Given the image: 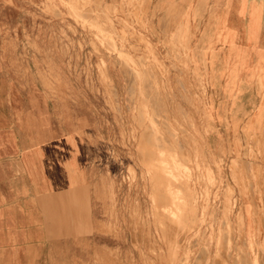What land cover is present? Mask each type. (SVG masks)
<instances>
[{"label": "rangeland", "instance_id": "1", "mask_svg": "<svg viewBox=\"0 0 264 264\" xmlns=\"http://www.w3.org/2000/svg\"><path fill=\"white\" fill-rule=\"evenodd\" d=\"M233 1L0 0V78L86 122L94 216L72 264H264V0H236L243 26Z\"/></svg>", "mask_w": 264, "mask_h": 264}, {"label": "crops", "instance_id": "2", "mask_svg": "<svg viewBox=\"0 0 264 264\" xmlns=\"http://www.w3.org/2000/svg\"><path fill=\"white\" fill-rule=\"evenodd\" d=\"M153 1L179 6L182 0ZM257 61L264 65V58ZM1 77L0 264H72L74 246L81 255L87 246L94 216L89 202L94 159L82 136L86 122L74 120L72 109L60 111L49 91ZM257 106L258 117L264 115L259 87Z\"/></svg>", "mask_w": 264, "mask_h": 264}, {"label": "bare ground", "instance_id": "3", "mask_svg": "<svg viewBox=\"0 0 264 264\" xmlns=\"http://www.w3.org/2000/svg\"><path fill=\"white\" fill-rule=\"evenodd\" d=\"M61 1V0H60ZM101 1V0H100ZM123 1V0H122ZM73 2V1H72ZM95 2H96V0H95ZM65 3V2H64ZM67 4V3H66ZM124 4V3H123ZM89 5H91V4H89ZM132 5V4H131ZM130 5V6H131ZM66 6V5H65ZM128 7H129V5H128ZM80 9V8H79ZM91 9V8H90ZM242 7H239V4H238V2L235 0V1H233L231 4H230V6H229V8H228V11L229 10H235V12H236V14L238 15V17H239V20H240V15H241V13H243V11H242ZM101 11V10H100ZM99 12V11H98ZM83 13V12H82ZM119 13V12H118ZM123 13V12H122ZM129 13V12H128ZM94 14V13H93ZM74 15V14H73ZM70 16V15H69ZM74 17V16H73ZM99 17V16H98ZM102 19V18H101ZM90 20V19H89ZM106 20V19H105ZM91 21H92V19H91ZM90 21V22H91ZM107 25V24H106ZM129 25V24H128ZM260 25V24H259ZM105 26V25H104ZM112 27V26H111ZM90 28V27H89ZM91 29H93V28H91ZM105 29V28H104ZM108 29V28H107ZM243 33V40L245 39L246 41H252L253 43L256 41V40H258L257 38V34L255 33L256 32V30H253V28H252V30H250V27L249 26H244L243 27V31H242ZM123 36V35H122ZM98 37V36H97ZM112 38V37H111ZM133 39V38H132ZM225 41H230V48L231 49H234V47H235V45H236V41H237V39H239V37H238V33L236 32V30L235 29H232V28H229L228 27V25H227V31H226V33H225ZM102 40H103V38H102ZM140 40V39H139ZM176 40H177V38H176ZM107 41V40H106ZM105 41V42H106ZM117 41V40H116ZM177 42V41H176ZM109 44V43H108ZM101 49V48H100ZM107 49V48H106ZM121 50V49H120ZM253 51H255V52H257L258 54H260L261 52L260 51H258V50H255L254 48H251L250 46L248 47V48H244V50L242 51V58L243 59H245V62L246 61H248L249 60V58H251L252 57V53H253ZM103 52V51H102ZM126 53V52H125ZM147 56V55H146ZM106 57V56H105ZM131 57V56H130ZM112 58V57H111ZM139 59V58H138ZM141 59V58H140ZM132 62H133V60H132ZM123 63V62H122ZM148 63V62H147ZM134 64H135V62H134ZM136 65V64H135ZM145 65V64H144ZM107 66V65H106ZM121 66V65H120ZM130 68V67H129ZM131 71V70H130ZM144 71V70H143ZM155 72V71H154ZM140 74V73H139ZM132 76V75H131ZM158 76V75H157ZM137 77V76H136ZM161 79V78H160ZM128 80V79H127ZM106 81V80H105ZM110 81V80H109ZM130 81V80H129ZM128 82V81H127ZM126 82V83H127ZM131 82V81H130ZM130 82H129V84H130ZM152 82V81H151ZM153 83V82H152ZM167 83V82H166ZM112 84V83H111ZM128 84V83H127ZM145 85H147V84H145ZM134 86V85H133ZM129 87V86H128ZM147 87V86H146ZM145 87V88H146ZM115 88V87H114ZM143 88V87H142ZM168 89V88H167ZM151 90V89H150ZM149 90V91H150ZM152 90H153V88H152ZM151 90V91H152ZM150 91V92H151ZM134 92V91H133ZM112 93V92H111ZM117 93V92H116ZM109 94V93H108ZM143 95V94H142ZM145 95V94H144ZM128 96V95H127ZM134 95H132V97H133ZM140 96V95H139ZM138 96V97H139ZM147 96H148V94H147ZM157 96V95H156ZM166 96V95H165ZM129 97H131V96H128V98ZM150 97V96H149ZM153 97V96H152ZM127 98V97H126ZM155 98V97H154ZM117 99V98H116ZM115 99V100H116ZM132 99V98H131ZM136 99V98H135ZM145 99V98H144ZM146 99H148V98H146ZM150 99V98H149ZM171 99V98H170ZM138 100V99H137ZM163 100H164V98H163ZM132 101V100H131ZM173 101V100H172ZM117 103H118V101H117ZM134 103H135V101H134ZM142 103H144V102H142ZM149 103H150V101H149ZM174 103V102H173ZM119 104V103H118ZM138 104H140V103H138ZM145 104V103H144ZM148 105V104H147ZM164 105H166V104H164ZM117 106V105H116ZM154 106V105H153ZM159 106V105H158ZM134 107V106H133ZM139 107H140V105H139ZM148 107V106H147ZM151 107H152V105H151ZM144 108V107H143ZM166 108H167V106H166ZM138 109V108H137ZM145 109V108H144ZM150 109H152V108H150ZM154 109V108H153ZM143 110V109H142ZM146 110V109H145ZM167 110V109H166ZM138 111V110H137ZM144 111V110H143ZM182 111V110H181ZM147 112V111H146ZM164 112V111H163ZM139 113H141V112H139ZM145 113V112H144ZM153 113H155V112H153ZM170 113V112H169ZM142 114V113H141ZM152 114V113H151ZM163 114V113H162ZM135 114L133 113V116H134ZM139 115V114H138ZM146 115H148V114H146ZM143 116V115H142ZM154 116V115H153ZM152 115H151V117H153ZM140 117V116H139ZM160 117V116H159ZM154 118V117H153ZM163 118V117H162ZM141 119V118H140ZM142 119H143V117H142ZM146 119H148V118H146ZM208 119H210V120H212V119H215V117H212V118H208ZM145 120V119H144ZM153 120V119H152ZM156 119L154 118V121H155ZM143 121V120H142ZM189 121V120H188ZM158 122V121H157ZM137 123V122H136ZM139 125V124H138ZM144 125V124H143ZM168 125V124H167ZM141 128V127H140ZM148 128V127H147ZM153 128V127H152ZM163 128V127H162ZM168 129V128H167ZM153 130V129H152ZM159 130V129H158ZM173 130V129H172ZM171 129H170V131H172ZM148 131H149V129H148ZM159 132H160V130H159ZM167 132V131H166ZM169 132V131H168ZM137 133V132H136ZM149 133V132H148ZM157 134V133H156ZM162 134V133H161ZM170 134V133H169ZM149 136H150V134H149ZM153 136V135H152ZM159 136V135H158ZM146 138V137H145ZM158 138V137H157ZM172 138V137H171ZM176 138V137H175ZM148 139V138H147ZM155 139H156V137H155ZM154 139V140H155ZM176 139H178V138H176ZM176 139H173L172 141H176ZM167 140V139H166ZM165 140V141H166ZM140 141V140H139ZM150 141V140H149ZM178 141V140H177ZM184 141H185V139H184ZM188 141V140H187ZM146 142V141H145ZM144 142V143H145ZM195 142V141H194ZM156 143V142H155ZM170 143V142H169ZM189 143H190V141H189ZM163 144V143H162ZM172 144V143H171ZM140 145V144H139ZM139 145H137V146H139ZM154 145V144H153ZM156 145H157V143H156ZM144 146V145H143ZM150 146V145H149ZM173 146V145H172ZM180 146V145H179ZM146 147V146H145ZM152 147V146H151ZM175 147V146H174ZM143 148V147H142ZM152 148H154V147H152ZM152 148H150L151 150H152ZM173 148V147H172ZM141 149V148H140ZM147 149V148H146ZM161 149V148H160ZM182 149V148H181ZM185 149V148H184ZM150 150V151H151ZM155 150V149H154ZM169 150V149H168ZM171 150V149H170ZM173 150V149H172ZM177 149H175V151H176ZM179 150V149H178ZM142 151V150H141ZM146 151H148V150H146ZM185 151V150H184ZM152 153V152H151ZM154 153H155V151H154ZM159 154V153H158ZM161 154V153H160ZM175 154V153H174ZM178 154V153H177ZM179 154H181V153H179ZM184 154V153H183ZM186 154V153H185ZM145 155H146V153H145ZM197 155V154H196ZM156 156V155H155ZM150 157V156H149ZM179 157H181V156H179ZM190 157V156H189ZM153 158V157H152ZM160 158V157H159ZM140 159V158H139ZM147 159V158H146ZM157 159V158H156ZM151 160V159H150ZM154 160V159H153ZM191 160V159H190ZM147 161V160H146ZM180 161V160H179ZM151 162V161H150ZM207 162V161H206ZM142 163V162H141ZM156 164V163H155ZM154 164V165H155ZM186 164H187V162H186ZM151 165V164H150ZM153 165V164H152ZM153 165V166H154ZM164 165V164H163ZM166 165V164H165ZM171 165V164H170ZM209 165V164H208ZM179 166V165H178ZM186 166V165H185ZM152 167V166H151ZM189 167V166H188ZM162 168V167H161ZM172 168V167H171ZM158 169H159V167H158ZM173 169V168H172ZM171 169V170H172ZM166 170V169H165ZM212 170V169H211ZM133 171V170H132ZM192 171V170H191ZM175 172V171H174ZM136 174V173H135ZM164 174V173H163ZM178 174V173H177ZM133 175V174H132ZM158 176V175H157ZM176 177V176H175ZM134 178H135V175H134ZM158 178V177H157ZM179 178V177H178ZM190 178V177H189ZM143 179V178H142ZM163 179H165V178H163ZM162 179V180H163ZM192 179V178H191ZM135 180V179H134ZM155 180V179H154ZM154 180H152V181H154ZM181 180V179H180ZM242 180V179H241ZM247 181V180H246ZM173 182H175V181H173ZM183 182V181H182ZM155 183V182H154ZM169 183V182H168ZM150 184H152V183H150ZM158 184V183H157ZM163 184V183H162ZM165 184H166V182H165ZM187 184V183H186ZM201 185H202V183H201ZM165 186V185H164ZM166 186H168V185H166ZM165 186V187H166ZM182 186V185H181ZM159 187V186H158ZM169 187V186H168ZM184 187V186H183ZM182 187V188H183ZM164 188V187H163ZM180 189V188H179ZM187 189V188H186ZM185 189V190H186ZM242 189V188H241ZM159 190H160V188H159ZM167 190H169V188L167 189ZM175 190V189H174ZM181 190V189H180ZM183 190V189H182ZM204 190V189H203ZM178 191V190H177ZM242 191V190H241ZM169 192V191H168ZM174 192H176V191H174ZM181 192V191H180ZM243 192H244V190H243ZM252 192V191H251ZM186 193H188V192H186ZM193 193V192H192ZM258 193V192H257ZM171 195H172V193H170ZM175 194V193H174ZM184 194V193H183ZM202 195V194H201ZM196 196V195H195ZM173 197V196H172ZM177 197V196H176ZM183 198H184V196H182ZM201 197H203V196H201ZM155 198V197H154ZM174 198V197H173ZM172 198V199H173ZM181 198V197H180ZM192 198V197H191ZM190 198V199H191ZM151 199V198H150ZM171 199V200H172ZM176 199V198H175ZM202 200V199H201ZM190 201H192V200H190ZM179 203V202H178ZM186 203V202H185ZM256 203V202H255ZM155 204V203H154ZM175 204H177V203H175ZM180 204V203H179ZM166 205V204H165ZM174 205V204H173ZM197 205V204H196ZM152 206V205H151ZM169 206V205H168ZM178 206V205H177ZM183 206V205H182ZM157 207V206H156ZM170 207H172V206H170ZM175 207V206H174ZM194 207H195V205H194ZM190 209H193L192 208V206H191V208ZM176 210V209H175ZM155 211H156V209H155ZM195 211V210H194ZM166 212H167V210H166ZM187 212V211H186ZM196 212H197V210H196ZM173 213H175V212H173ZM179 213V212H178ZM181 213V212H180ZM183 213H184V211H183ZM185 214V213H184ZM187 214V213H186ZM241 214V213H240ZM157 215V214H156ZM171 215V214H170ZM188 215H189V213H188ZM206 215V214H205ZM176 216V215H175ZM180 216V215H179ZM191 216V215H190ZM195 216V215H194ZM132 217V216H131ZM155 217V216H154ZM182 217V216H181ZM180 217V218H181ZM183 217H184V215H183ZM186 217V216H185ZM240 217V216H239ZM242 217V216H241ZM262 217V216H261ZM196 218H198V217H196ZM195 218V219H196ZM243 218V217H242ZM163 219V218H162ZM191 219V218H190ZM261 219V218H260ZM132 220V219H131ZM164 220V219H163ZM176 220V219H175ZM187 220V219H186ZM240 220H242V219H240ZM173 221V220H172ZM178 221V220H177ZM180 221V220H179ZM178 221V222H179ZM188 221V220H187ZM190 221V220H189ZM192 221V220H191ZM161 222V221H160ZM184 222V221H183ZM197 222V221H196ZM245 222V221H244ZM139 223H140V221H139ZM156 223V222H155ZM174 223H177V222H174ZM181 223V222H180ZM148 224V223H147ZM179 224V223H178ZM167 225H169L170 226V224H167ZM177 225V224H176ZM188 225H190V224H188ZM198 225V224H197ZM160 226H161V224H160ZM168 226V227H169ZM175 226V225H174ZM140 227V226H139ZM148 227V226H147ZM167 227V228H168ZM196 227V226H195ZM111 228V227H110ZM165 228V227H164ZM163 228V229H164ZM172 228V227H171ZM179 228V227H178ZM104 229V228H103ZM163 229H162V231H163ZM166 229V228H165ZM185 229V228H184ZM242 229V228H241ZM244 229H245V227H244ZM115 230V229H114ZM238 230V229H237ZM112 231V230H111ZM193 231H194V229H193ZM257 231V230H256ZM164 232V231H163ZM182 232V231H181ZM133 233V232H132ZM174 233H177V231L176 232H174ZM183 233H185L184 231H183ZM189 233V232H188ZM231 233V232H230ZM253 233V232H252ZM255 233V232H254ZM134 235V234H133ZM163 235V234H162ZM164 236V235H163ZM166 236V235H165ZM174 236V235H173ZM200 236V235H199ZM205 236V235H204ZM171 237V236H170ZM176 237V236H175ZM139 238V237H138ZM180 238H181V236H180ZM141 239V238H140ZM182 239H184V238H182ZM234 239V238H233ZM171 241V240H170ZM177 241V240H176ZM184 241V240H183ZM134 242H135V240H134ZM183 243V242H182ZM247 243V242H246ZM245 244V243H244ZM158 245V244H157ZM182 245V244H181ZM228 245V244H227ZM246 245V244H245ZM257 245V244H256ZM175 246V245H174ZM177 246H178V244H177ZM188 246V245H187ZM219 246V245H218ZM233 246V245H232ZM254 247H255V245H254ZM206 248V247H205ZM236 249H237V247H236ZM118 251V250H117ZM153 251V250H152ZM173 251V250H172ZM225 252V251H224ZM236 252V251H235ZM167 253H170V252H167ZM186 252H184V254H185ZM113 254V253H112ZM241 254V253H240ZM169 255V254H168ZM243 255V254H242ZM257 255V254H256ZM261 257V256H260ZM162 258V257H161ZM216 258V257H215ZM177 259V258H176ZM236 259V258H235ZM241 259H242V257H241ZM174 260V259H173ZM248 260V259H247ZM250 260V259H249ZM181 261H183V260H180V262ZM195 261V260H194ZM109 262H111V261H109ZM114 262V261H113ZM171 262V261H170ZM174 262V261H173ZM233 262V261H232ZM112 263V262H111ZM156 263V262H155ZM168 263H169V261H168ZM215 263V262H214ZM250 263H251V261H250ZM249 263V264H250ZM113 264V263H112ZM115 264V263H114ZM181 264V263H180ZM196 264V263H195ZM204 264V263H203Z\"/></svg>", "mask_w": 264, "mask_h": 264}]
</instances>
